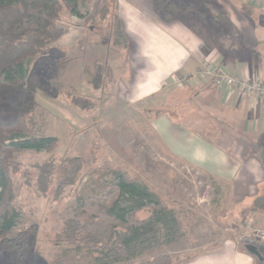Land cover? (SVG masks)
Instances as JSON below:
<instances>
[{
  "label": "rangeland",
  "instance_id": "obj_1",
  "mask_svg": "<svg viewBox=\"0 0 264 264\" xmlns=\"http://www.w3.org/2000/svg\"><path fill=\"white\" fill-rule=\"evenodd\" d=\"M110 1L78 0L80 17L64 9L59 24L67 31L81 26L80 38L71 47L55 46L59 39L45 53L28 60L26 87L33 94L35 106L34 116L28 121L37 136H53L58 142L49 153L23 151L16 154L21 169L12 176V182L18 227L35 229L30 239L31 248L22 264H129L157 255L154 251L132 262L114 263L109 259H94L96 254L83 251L71 253L67 258L62 256L61 263L56 261L55 254L63 252L62 247L54 244L62 219L73 215L77 196L100 198L115 179L113 170L134 180L131 186L125 187L123 203L136 211L138 217H148L147 231L156 233L167 243L161 245L159 254L168 253L174 263L212 249L228 237L241 240L242 248L246 243H258L260 232L264 231L261 227L264 213L257 212L259 219L251 220L247 219L250 209H243L251 205L253 199L247 198L244 204H239L238 198L229 194L226 183L175 159L152 132L149 112L159 108L177 118L174 105L169 106L164 100L170 91L169 94L177 97L174 89L181 79L173 76L172 81L177 84L164 92L162 104L141 101L130 105L119 96L115 81L119 78L118 81L125 84L118 72L125 69L127 50L109 45L108 21L92 20L99 8ZM158 11L163 12L160 8ZM205 22L210 25V20L205 19ZM225 30L219 25V31L214 30V39L221 41L224 38L221 32ZM64 36L63 42H66ZM97 48H110L117 77L112 76L113 71L109 79L106 77L111 65L95 61ZM123 84L120 83L122 94ZM150 107L153 110L148 112ZM12 110L9 102L2 104L0 115L11 119ZM72 156H82L85 164L81 179L74 186L67 187L57 198L54 197L55 183L45 194L35 190V165L53 157L59 164L54 176L56 182L66 167L63 159ZM248 188L254 191L253 186ZM263 192L264 185L260 186L258 194ZM160 201L167 210L160 207ZM245 219L259 228L250 224L246 227ZM6 258L1 252L0 264H6Z\"/></svg>",
  "mask_w": 264,
  "mask_h": 264
},
{
  "label": "crops",
  "instance_id": "obj_2",
  "mask_svg": "<svg viewBox=\"0 0 264 264\" xmlns=\"http://www.w3.org/2000/svg\"><path fill=\"white\" fill-rule=\"evenodd\" d=\"M116 3L128 40L126 66L118 72L125 84L119 78L115 81L119 96L130 105L141 101L162 104L164 92L177 84L172 81L177 75L181 79L174 89L177 97L170 91L164 100L174 105L177 118L163 109L149 112L153 107L147 108L152 132L175 159L226 183L239 204L247 198L254 200L264 185V170L258 159L264 139V99L219 88L194 72L207 60L235 77L264 81V0H210L211 9H222L230 23L221 41L214 39L215 32L196 16L199 14L194 8H181L180 14L166 21L154 0ZM183 3L188 5L193 0ZM81 35V26L68 28L63 35L66 42L62 36L55 46L71 47ZM97 50L95 61L111 65L106 76L109 79L114 69L110 48ZM112 76L117 77V72ZM252 186L254 191L248 188ZM252 203L243 209H250ZM250 212L247 219H259V213ZM250 222L245 219V226ZM239 241L224 238L218 246L175 264H264V241L246 243L259 250L260 259L248 252L246 244L240 247Z\"/></svg>",
  "mask_w": 264,
  "mask_h": 264
},
{
  "label": "trees",
  "instance_id": "obj_3",
  "mask_svg": "<svg viewBox=\"0 0 264 264\" xmlns=\"http://www.w3.org/2000/svg\"><path fill=\"white\" fill-rule=\"evenodd\" d=\"M184 1L154 0L166 21L181 8H194L199 14L196 16L203 19L206 25L205 19L210 20L208 26L213 32L219 31L221 24L225 28L230 26L222 9H211L210 0H193L188 5H184ZM77 4L78 0H0V106L9 102L13 108L11 119L0 115V253H5L6 264L23 263L31 248L30 239L35 233L34 228L21 229L17 223L12 176L20 172L21 163L16 159V154L23 151L49 153L58 142L53 136H37L28 121L33 118L35 109L33 94L26 87L28 60L52 48L67 32L59 24L61 12L66 9L80 17ZM92 20L108 21L111 47H127L128 40L118 16L116 0L104 3ZM258 159L264 170V139ZM55 161L51 157L35 165L37 174L34 188L45 194L55 183L54 197L57 198L67 187L74 186L81 179L85 164L82 156L66 157L63 159L66 167L55 182L54 176L59 166ZM112 173L115 179L100 198L77 196L73 215L62 219L54 236V244L63 250L55 254L58 263L63 261L65 255L67 258L71 253L83 251L96 254L94 259L97 260L132 262L156 251L163 244L156 233L152 234L145 228L148 217H138L136 211L123 203L125 187L131 186L134 180H129L117 170ZM26 184L30 185L27 177ZM159 205L167 210L162 201ZM250 211L264 213V192L254 198ZM129 264L175 263L168 253H161Z\"/></svg>",
  "mask_w": 264,
  "mask_h": 264
},
{
  "label": "built area",
  "instance_id": "obj_4",
  "mask_svg": "<svg viewBox=\"0 0 264 264\" xmlns=\"http://www.w3.org/2000/svg\"><path fill=\"white\" fill-rule=\"evenodd\" d=\"M196 77L209 79L215 86L237 91L240 94L264 99V81L256 79L235 77L217 66H213L209 61L202 63L195 73ZM260 239L264 241V231L260 232Z\"/></svg>",
  "mask_w": 264,
  "mask_h": 264
},
{
  "label": "water",
  "instance_id": "obj_5",
  "mask_svg": "<svg viewBox=\"0 0 264 264\" xmlns=\"http://www.w3.org/2000/svg\"><path fill=\"white\" fill-rule=\"evenodd\" d=\"M245 247L248 250V252H250L252 255L258 257L259 259L262 258L259 250L252 244H246Z\"/></svg>",
  "mask_w": 264,
  "mask_h": 264
}]
</instances>
